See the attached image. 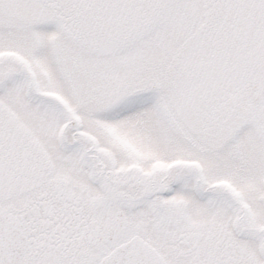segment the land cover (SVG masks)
Instances as JSON below:
<instances>
[{"label":"snow or ice","instance_id":"1","mask_svg":"<svg viewBox=\"0 0 264 264\" xmlns=\"http://www.w3.org/2000/svg\"><path fill=\"white\" fill-rule=\"evenodd\" d=\"M0 264H264V0H0Z\"/></svg>","mask_w":264,"mask_h":264}]
</instances>
